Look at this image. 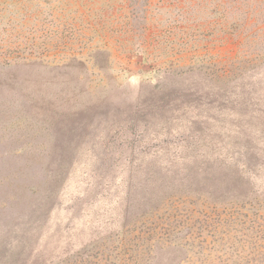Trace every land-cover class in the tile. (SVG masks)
<instances>
[{
    "label": "rangeland",
    "instance_id": "1",
    "mask_svg": "<svg viewBox=\"0 0 264 264\" xmlns=\"http://www.w3.org/2000/svg\"><path fill=\"white\" fill-rule=\"evenodd\" d=\"M0 264H264V0H0Z\"/></svg>",
    "mask_w": 264,
    "mask_h": 264
}]
</instances>
